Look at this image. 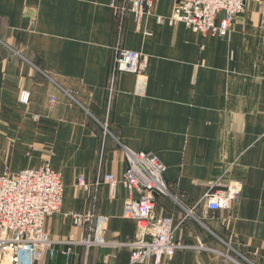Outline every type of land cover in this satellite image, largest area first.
Instances as JSON below:
<instances>
[{"label": "crops", "instance_id": "0c3cea01", "mask_svg": "<svg viewBox=\"0 0 264 264\" xmlns=\"http://www.w3.org/2000/svg\"><path fill=\"white\" fill-rule=\"evenodd\" d=\"M113 1L0 0V175L48 163L63 194L60 212L44 222L47 235L78 241L85 229L71 215L93 213L108 238L127 242L138 232L123 217L128 192L118 184L111 198L103 177L123 178V147L151 153L168 188L156 195L155 215L172 219L176 241L209 250L178 251L164 264H225L219 254L233 249L264 264V0H248L227 37L153 16L138 26L128 14L121 25ZM174 2L156 0L153 13L169 17ZM118 39L147 68L140 80L119 74L108 104ZM104 120L120 144L106 137L100 160ZM219 178L242 185L229 211L200 204ZM64 248L43 264H131L127 247L76 246L69 261Z\"/></svg>", "mask_w": 264, "mask_h": 264}, {"label": "built area", "instance_id": "2783aa9c", "mask_svg": "<svg viewBox=\"0 0 264 264\" xmlns=\"http://www.w3.org/2000/svg\"><path fill=\"white\" fill-rule=\"evenodd\" d=\"M247 2L248 0H175L169 17L153 13L156 0H114L113 7L121 25L128 14L134 17L138 26L144 18L153 16L158 24H183L202 37H227L235 20L247 11ZM145 34L147 35L146 32ZM146 68V58L138 52L123 49L118 39L106 87L108 104L115 93L119 74H133L140 80L144 78ZM28 101L29 93L21 91L19 102L27 105ZM100 125L103 131L99 150L101 160L106 137L120 143L110 133L107 120ZM123 156L127 163L123 178L119 180L113 175H105L103 182L108 185L111 198L115 196L118 184L127 190L123 217L136 222L138 232L135 239L127 242L111 240L102 228V219L93 213L71 215L75 225L85 229L82 239L64 242L50 238L44 231V222L60 211L63 185L60 175L52 171L48 163H43L39 169H26L16 175H9L7 172L0 175V262L3 251L7 250L11 264H43L56 255L59 244L65 247L60 254L66 261L71 259L73 247L76 246L83 247L85 251L127 247L131 264L146 263L149 260L154 264H164L178 251H209L201 243L187 245L176 241L172 219L154 214L156 195L167 194L163 164L151 153L133 152L124 147ZM76 186L86 189L82 176L77 177ZM241 191L240 182H224L219 178L208 185L200 204L212 211H229L231 205L238 201ZM219 255L224 258L225 264L235 263L227 255ZM102 264L110 263L104 260Z\"/></svg>", "mask_w": 264, "mask_h": 264}, {"label": "rangeland", "instance_id": "374dc122", "mask_svg": "<svg viewBox=\"0 0 264 264\" xmlns=\"http://www.w3.org/2000/svg\"><path fill=\"white\" fill-rule=\"evenodd\" d=\"M110 133L112 134V132H110ZM222 253L227 255L228 257L232 258L235 261V263H233V264H256V262L254 260L255 255L254 256H252L251 254L243 255L240 252L235 251L234 249H233V251H230V252L229 251H227V252L222 251Z\"/></svg>", "mask_w": 264, "mask_h": 264}, {"label": "bare ground", "instance_id": "6f19581e", "mask_svg": "<svg viewBox=\"0 0 264 264\" xmlns=\"http://www.w3.org/2000/svg\"><path fill=\"white\" fill-rule=\"evenodd\" d=\"M133 75V74H132ZM52 170V169H51ZM53 171V170H52ZM61 178V177H60ZM62 182V181H61ZM167 186V185H166ZM63 194V193H62ZM167 194H168V188H167ZM167 194H165V195H167ZM155 199H156V197H155ZM154 204H155V202H154ZM207 208V207H206ZM61 210V209H60ZM209 210V209H208ZM154 211V210H153ZM210 211H212V210H210ZM60 212V211H59ZM58 212V213H59ZM58 213H56V214H58ZM75 214V213H74ZM155 214V213H154ZM55 215V214H54ZM53 216V215H52ZM51 217V216H50ZM72 217V216H71ZM73 219V218H72ZM73 222H74V220H73ZM75 224V223H74ZM78 227V226H77ZM69 241H73V240H69ZM5 257H7V256H5ZM5 257H3L2 258V260H1V262H0V264H2L3 263V261H4V259H5ZM8 257H9V262H10V255H8ZM11 264V263H10Z\"/></svg>", "mask_w": 264, "mask_h": 264}, {"label": "water", "instance_id": "95a60500", "mask_svg": "<svg viewBox=\"0 0 264 264\" xmlns=\"http://www.w3.org/2000/svg\"><path fill=\"white\" fill-rule=\"evenodd\" d=\"M3 252H5V251H3ZM2 264H10V262H9V257H8V256L5 257V259H4V261H3Z\"/></svg>", "mask_w": 264, "mask_h": 264}]
</instances>
